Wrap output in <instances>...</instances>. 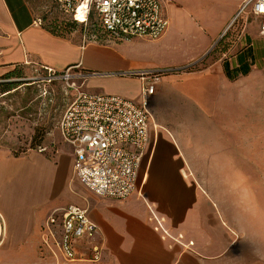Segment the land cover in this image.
I'll return each instance as SVG.
<instances>
[{"label":"crops","instance_id":"0c3cea01","mask_svg":"<svg viewBox=\"0 0 264 264\" xmlns=\"http://www.w3.org/2000/svg\"><path fill=\"white\" fill-rule=\"evenodd\" d=\"M225 5L227 8L228 3ZM167 8L165 0L170 26L160 43L168 41L173 32L174 13L169 16ZM38 14L34 0H0V80L10 72L29 67L45 70L48 66L58 72L73 67V71L87 69L96 73L99 70L95 68L100 66L113 71L150 68L124 57L112 45L85 41L86 34L52 30L45 20L42 26H36L34 20L41 17ZM240 42L241 49L221 68L229 83L228 96L220 100L222 106H227V113H203L204 123L208 122L203 144L213 149V161L221 158L217 147L228 137L230 163L236 162L239 145H244L246 160L263 163L264 64L257 59L252 34L242 35ZM122 43L136 45L139 41ZM95 72L91 73L90 91L142 99L139 78ZM216 121L226 124L220 126ZM68 145L74 156L73 147ZM181 152L168 134L153 135L151 119L150 145L132 195L124 200L103 198L82 184L86 191L73 195L69 203L89 209L99 226L95 240L103 248L102 258L68 261L57 249L43 243L44 222L60 203L55 204L60 197L61 161L43 156L33 160L0 150V211L7 223L0 264H264L263 245L258 247L251 238L238 236L216 199L201 190L198 180L182 174L185 166ZM219 152L226 154L224 150ZM154 215L165 219L169 236L158 227ZM190 241L194 245H188ZM90 254L87 246L79 247L80 256Z\"/></svg>","mask_w":264,"mask_h":264},{"label":"rangeland","instance_id":"374dc122","mask_svg":"<svg viewBox=\"0 0 264 264\" xmlns=\"http://www.w3.org/2000/svg\"><path fill=\"white\" fill-rule=\"evenodd\" d=\"M224 1L166 0L169 16L174 13L172 36L164 43H160L161 39H135L139 41L136 45L113 40L98 28L86 32L82 25L59 13L53 0L34 3L38 15L52 30L86 34L87 41H95V33L101 45H112L136 63L171 69L170 75L163 76L149 107L153 135L161 136L164 132L174 138L182 149V174L198 180L201 190L216 199L238 236L251 238L254 245L262 244L264 248V162L246 160L244 145H239L236 162L230 163L228 137L217 147L221 158L213 161V149L203 144V130L208 124L203 121V113H227V106H222L220 100L228 96L229 83L221 68L227 58L241 49L242 35L254 36L257 59L260 65L264 64V38L259 37L258 24L252 15L240 14L244 0ZM95 69L99 73L113 71L103 66ZM19 71L22 77L12 79L25 80L14 81L11 94L0 96V150L33 160L41 156L60 160V197L55 204L60 201L58 206H63L72 202L73 195H82L86 188L75 178L74 156L61 136L59 123L75 98L72 85L90 91L91 73L95 71L77 69L73 78L52 82L44 78L43 69L29 67ZM84 74L86 78L81 76ZM43 148L46 150L42 151ZM223 150L226 154L219 152Z\"/></svg>","mask_w":264,"mask_h":264},{"label":"built area","instance_id":"2783aa9c","mask_svg":"<svg viewBox=\"0 0 264 264\" xmlns=\"http://www.w3.org/2000/svg\"><path fill=\"white\" fill-rule=\"evenodd\" d=\"M57 9L69 20L81 24L86 32L98 28L116 41L159 40L167 32L170 20L165 0H54ZM252 15L264 38V0H244L240 14ZM80 17H83L81 19ZM44 19L37 17L36 26ZM96 40L97 35L94 33ZM84 40L87 41L85 35ZM45 79H71L73 67L63 72L46 66ZM171 69H128L103 73L105 76L137 77L142 82V99L119 94L92 92L74 83L75 98L59 123L63 140L73 147L75 177L87 189L103 198L124 200L135 192L145 153L151 140L152 97L164 75ZM100 74L95 72V75ZM102 74V73H101ZM86 78L85 74L81 75ZM45 151L46 148L41 149ZM166 235L164 218L154 215ZM6 218L0 211V247L6 238ZM43 243L54 247L68 261L83 258L99 261L102 246L96 242L98 224L88 208L76 203L57 206L44 222ZM183 239V235H179ZM91 254L80 256L79 247ZM188 245H194L190 241Z\"/></svg>","mask_w":264,"mask_h":264},{"label":"trees","instance_id":"16d2710c","mask_svg":"<svg viewBox=\"0 0 264 264\" xmlns=\"http://www.w3.org/2000/svg\"><path fill=\"white\" fill-rule=\"evenodd\" d=\"M17 76L22 77V73L17 72V71H13V72L6 74L4 77L1 78V80H0V96H3V95L5 96L8 94H11V91H13L15 89V86H13L15 82L9 81V80L14 78V77H17Z\"/></svg>","mask_w":264,"mask_h":264},{"label":"water","instance_id":"95a60500","mask_svg":"<svg viewBox=\"0 0 264 264\" xmlns=\"http://www.w3.org/2000/svg\"><path fill=\"white\" fill-rule=\"evenodd\" d=\"M20 80H25V79H10L9 81H20Z\"/></svg>","mask_w":264,"mask_h":264},{"label":"snow or ice","instance_id":"6c2138e0","mask_svg":"<svg viewBox=\"0 0 264 264\" xmlns=\"http://www.w3.org/2000/svg\"><path fill=\"white\" fill-rule=\"evenodd\" d=\"M81 19H83V17H80Z\"/></svg>","mask_w":264,"mask_h":264}]
</instances>
